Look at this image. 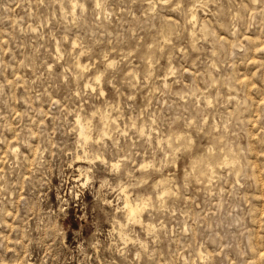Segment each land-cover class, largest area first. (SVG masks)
I'll use <instances>...</instances> for the list:
<instances>
[{
	"label": "rangeland",
	"instance_id": "rangeland-1",
	"mask_svg": "<svg viewBox=\"0 0 264 264\" xmlns=\"http://www.w3.org/2000/svg\"><path fill=\"white\" fill-rule=\"evenodd\" d=\"M0 264H264V0H0Z\"/></svg>",
	"mask_w": 264,
	"mask_h": 264
},
{
	"label": "bare ground",
	"instance_id": "bare-ground-1",
	"mask_svg": "<svg viewBox=\"0 0 264 264\" xmlns=\"http://www.w3.org/2000/svg\"><path fill=\"white\" fill-rule=\"evenodd\" d=\"M76 1V0H75ZM69 3L71 4V2L69 1ZM73 4V3H72ZM74 5H75V2H74ZM77 6V5H76ZM75 6V7H76ZM74 7V6H73ZM74 7V8H75ZM74 8H72V9H74ZM72 11V10H71ZM191 32V31H190ZM58 47V46H57ZM58 49V48H57ZM60 49V48H59ZM58 51V50H57ZM59 52V54H60V51H58ZM61 55V54H60ZM80 61V60H79ZM78 61H76V63H77ZM81 63L80 62H78V65H80ZM109 64H112V61H110L109 62ZM95 81H99L100 80V75L99 74H96V75H94V78H93ZM85 85H87V86H92L93 84L92 83H86ZM109 116V115H108ZM105 117V116H104ZM77 123H79L78 124V126H79V132H78V134H79V136H81L83 139H84V141L86 142L88 139H89V132H88V130H87V127L85 126V124L84 123H81V121H80V118L78 117L77 118ZM103 134L104 135H108V131L107 130H103ZM15 149H13V151H14ZM228 157V156H227ZM229 158H231L230 157V155H229V157H228V159ZM232 158H234V156H232ZM222 160V159H221ZM229 161V160H228ZM232 161H234V160H232ZM224 162V161H223ZM228 164H229V162H227ZM232 166V165H231ZM212 169H213V167H212ZM213 172V171H212ZM158 181V186L159 185H161V190L157 193V197L158 198H160V197H162L163 195H165L166 193H169L170 192V189L168 188V187H166L164 184V179L162 178V179H159V180H157ZM166 182V181H165ZM156 186V185H155ZM121 191L124 193V204H123V207H124V209H125V211H126V215L128 216V218H131L132 220L133 219H136L137 217H139V218H137V219H140V212L144 209V207H145V205L146 204H148L149 202H148V200L150 199V197L149 196H146V197H142V198H139L138 200H130L129 199V196L127 195V193H126V189H125V186L124 187H122L121 188ZM164 197V196H163ZM134 221V220H133ZM138 220H136V222H137ZM139 222V221H138ZM148 229V228H147ZM149 229H150V227H149Z\"/></svg>",
	"mask_w": 264,
	"mask_h": 264
}]
</instances>
